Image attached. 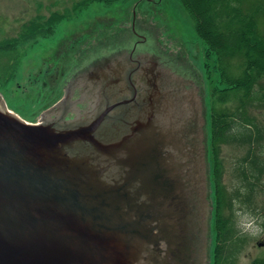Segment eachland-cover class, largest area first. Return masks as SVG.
<instances>
[{"label":"water","instance_id":"water-1","mask_svg":"<svg viewBox=\"0 0 264 264\" xmlns=\"http://www.w3.org/2000/svg\"><path fill=\"white\" fill-rule=\"evenodd\" d=\"M93 60L35 124L0 97V264H207L201 78L153 50Z\"/></svg>","mask_w":264,"mask_h":264},{"label":"rangeland","instance_id":"rangeland-1","mask_svg":"<svg viewBox=\"0 0 264 264\" xmlns=\"http://www.w3.org/2000/svg\"><path fill=\"white\" fill-rule=\"evenodd\" d=\"M80 1L0 0V42L18 38L24 27L35 19L45 21L55 12L66 15L54 25L52 33L38 36L35 44L28 41L17 45L10 69L12 74L6 75L10 79L5 81L0 77V97L8 109L24 119L38 117L62 96L60 85L66 76L69 80L78 68L111 53L119 43L132 44L135 39L128 29L135 19L136 28L147 37L145 47L184 61L201 78L205 118L208 117V95L217 82L214 56L206 58L205 44L179 0H127L110 6L95 1L79 8ZM8 62V57L0 56V65ZM206 63L210 67L209 76ZM251 115L264 136V107L252 110ZM244 153L245 148L238 144L221 148L222 182L226 197L233 204L226 213L233 212L236 228L246 234L240 236L242 243L232 264H251L256 259H264V174L262 189H257L250 204L242 197L236 199V192L243 187L238 164ZM213 243L214 234L210 230L207 264H211Z\"/></svg>","mask_w":264,"mask_h":264},{"label":"trees","instance_id":"trees-1","mask_svg":"<svg viewBox=\"0 0 264 264\" xmlns=\"http://www.w3.org/2000/svg\"><path fill=\"white\" fill-rule=\"evenodd\" d=\"M95 1L110 6L127 0H81L77 6L85 7ZM179 1L205 44L206 58L214 56L217 82L211 87L207 101V158L214 234L212 264H232L242 243L240 236L246 234L236 228L233 212L226 213L233 204L226 197L222 182L221 148L226 144L245 148L238 164L243 187L236 192V199L242 197L250 204L257 189H262L264 174V136L251 115L252 110L264 107V1ZM65 17L55 12L45 21L35 19L18 38L1 41L0 56L8 57L9 62L0 65V77L5 81L10 79L6 75L12 74L17 45L28 41L35 44L38 36L52 33L54 25ZM205 68L209 76L207 63ZM251 264H264V259Z\"/></svg>","mask_w":264,"mask_h":264},{"label":"flooded vegetation","instance_id":"flooded-vegetation-1","mask_svg":"<svg viewBox=\"0 0 264 264\" xmlns=\"http://www.w3.org/2000/svg\"><path fill=\"white\" fill-rule=\"evenodd\" d=\"M128 30H129V33L132 35V37L135 40H133V38H132L133 41H132V44L131 45H130V43L129 44H125V45H123V43H119L118 44L119 47H117L115 50H117V49H119V50H122V49H136L137 50V49H139L140 50L145 45V43L147 41V37L145 35H141L142 31L141 30H138L136 28V21H135V19H132V21L130 23V28ZM121 31H125V30L121 29ZM76 65H77V63L75 64V66ZM65 82L66 81H64V84L62 86L60 85L62 87L61 88L62 94L65 93V91H64L65 90V87H66ZM60 86L57 87V90L60 88ZM37 118L38 117L36 116V117L31 118V119H28V118H25V119L28 122H36L39 119V118L38 119Z\"/></svg>","mask_w":264,"mask_h":264}]
</instances>
